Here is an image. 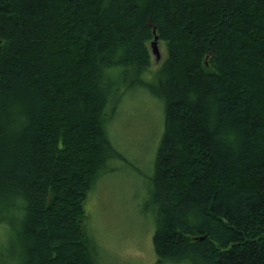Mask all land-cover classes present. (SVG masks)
<instances>
[{"label": "trees", "instance_id": "obj_1", "mask_svg": "<svg viewBox=\"0 0 264 264\" xmlns=\"http://www.w3.org/2000/svg\"><path fill=\"white\" fill-rule=\"evenodd\" d=\"M154 35L166 51L155 68ZM139 85L164 109L156 260L264 264V0H0L12 264H96L84 202L118 155L104 114Z\"/></svg>", "mask_w": 264, "mask_h": 264}, {"label": "rangeland", "instance_id": "obj_2", "mask_svg": "<svg viewBox=\"0 0 264 264\" xmlns=\"http://www.w3.org/2000/svg\"><path fill=\"white\" fill-rule=\"evenodd\" d=\"M157 53L151 43V65L165 58L164 42L158 39ZM145 80L151 75L143 74ZM105 110V131L118 153L108 157L84 202L83 225L96 264L159 263L152 246L156 208L153 188L155 155L163 131L162 101L142 85L128 88L113 98ZM9 226L0 223V264H12ZM187 264V263H177Z\"/></svg>", "mask_w": 264, "mask_h": 264}, {"label": "water", "instance_id": "obj_3", "mask_svg": "<svg viewBox=\"0 0 264 264\" xmlns=\"http://www.w3.org/2000/svg\"><path fill=\"white\" fill-rule=\"evenodd\" d=\"M154 31V30H153ZM157 41H158V35H154V38L151 40V48H152V50H153V52H155V53H157L158 51H157V46H156V44H157Z\"/></svg>", "mask_w": 264, "mask_h": 264}, {"label": "bare ground", "instance_id": "obj_4", "mask_svg": "<svg viewBox=\"0 0 264 264\" xmlns=\"http://www.w3.org/2000/svg\"><path fill=\"white\" fill-rule=\"evenodd\" d=\"M106 56V55H105ZM105 59V58H104ZM150 66V65H149ZM151 67V66H150ZM133 74V73H132ZM99 90V89H98ZM37 133V132H36ZM17 144V143H16ZM34 154V153H33ZM18 159V158H17ZM1 170V169H0ZM54 173V172H53ZM26 181V180H25ZM59 223V222H58Z\"/></svg>", "mask_w": 264, "mask_h": 264}]
</instances>
